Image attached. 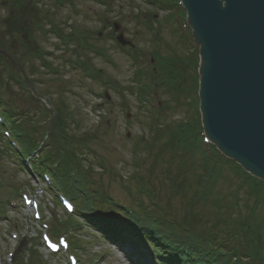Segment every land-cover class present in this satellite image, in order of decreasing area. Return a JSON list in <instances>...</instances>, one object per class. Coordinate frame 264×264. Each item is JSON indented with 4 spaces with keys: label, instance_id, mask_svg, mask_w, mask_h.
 I'll return each mask as SVG.
<instances>
[{
    "label": "rangeland",
    "instance_id": "1",
    "mask_svg": "<svg viewBox=\"0 0 264 264\" xmlns=\"http://www.w3.org/2000/svg\"><path fill=\"white\" fill-rule=\"evenodd\" d=\"M165 1L173 2L164 6L163 0H0V51L9 59L7 64L0 56V101L4 99L9 105V100L15 112L10 116L18 124L30 123L32 131L38 128L35 142L43 141L47 146L53 142L49 132L55 126L63 132L57 108L65 102L68 109L63 116L72 123L69 130L64 129V135L70 136L71 142L77 140L82 153L77 156L73 149L61 148L60 154L65 160V153L81 160L80 168H69L78 170L76 177L94 181V186L109 192L118 202L136 207L139 198L149 201L133 178L134 174L142 175L148 189L153 190V198L158 199L152 206L155 213L162 217L166 213L180 237H185L182 232L188 230L211 236L216 243L240 242L248 254L245 232L237 230L238 234L232 236V228L237 229L238 223L243 225L253 209L259 211L264 206V184L259 188V183L238 175L232 164L210 158L211 149L206 151L203 144L188 147L197 142L195 137L202 138L198 91L193 89L198 87L195 73L199 52L178 11V0ZM57 33L69 36L71 42L66 44L64 36ZM118 34L144 50L141 67L118 48L114 39ZM152 52L156 61L150 64ZM164 56L171 59L172 66L166 64ZM176 67L186 69L185 76L194 75L182 84L190 93L178 95L167 90L166 85H171L174 77L171 70L176 72ZM139 70L144 73H137ZM154 70L156 77L147 78ZM99 71L103 75L98 78ZM15 76L32 86L35 98H40L36 91L48 97L55 111L45 108L44 104L51 106L48 101L31 99ZM155 78L159 87H152L146 99L147 91L142 86L145 80ZM156 109H162V123L153 127ZM190 123L197 125L191 136L187 129L189 139L184 149L182 139ZM61 125L64 127V123ZM9 146L8 139L0 143V200L6 202L5 214L0 218V264H68L64 255L50 254L42 243L43 223L63 227L62 223H68L64 211L49 193V184L21 169V159L16 155L13 158ZM194 148L198 152H192V156ZM203 174L204 185L202 182L198 186ZM18 190L40 198L42 220L34 219L22 195H16ZM198 196L207 199L199 201ZM255 227L260 231L258 221ZM68 229L71 242L77 239L80 246L78 251L72 250L79 264H131L119 248L92 229ZM249 235L258 245L255 252L263 257L264 233L262 239L251 232ZM165 238L172 241L169 236ZM142 245L147 247L142 243L139 248ZM11 255H16L15 260ZM249 257L243 256L242 262L251 263ZM145 258L147 264H157L150 256ZM256 260L255 264H261Z\"/></svg>",
    "mask_w": 264,
    "mask_h": 264
},
{
    "label": "water",
    "instance_id": "2",
    "mask_svg": "<svg viewBox=\"0 0 264 264\" xmlns=\"http://www.w3.org/2000/svg\"><path fill=\"white\" fill-rule=\"evenodd\" d=\"M199 48L200 111L212 142L264 180V0H182Z\"/></svg>",
    "mask_w": 264,
    "mask_h": 264
},
{
    "label": "trees",
    "instance_id": "3",
    "mask_svg": "<svg viewBox=\"0 0 264 264\" xmlns=\"http://www.w3.org/2000/svg\"><path fill=\"white\" fill-rule=\"evenodd\" d=\"M182 11L183 10H181V12ZM182 14L185 15V12H182ZM151 19H152V17H151ZM0 56L4 57L3 54H1V53H0ZM4 59H5L6 63L9 64L6 60V57H4ZM197 60H199V59H197ZM137 73H139V72H137ZM193 77H194V75H191V73H189L187 75V78H186V76H182L178 79L176 77H173V79L177 80L179 85H181V88L180 89L179 88L174 89L173 87L168 86L167 90L170 91L171 93H177L178 95L180 94V92L190 93V91L187 88H183L182 84L186 80L190 81V79H193ZM147 85L148 84L145 80V83L143 84L142 89L146 88ZM194 86H197L196 81L194 83ZM60 103H61L60 104L61 106L57 108V112L60 115V119L58 121V124H60V126L63 127V125H61V123L62 124L64 123V127L63 128L61 127V129H63V132L56 129V126L51 130V133L49 132V134H50L49 136L51 137L53 142L50 145V147L47 151V155H46L47 156L46 162L48 164H49V162L47 160H49L50 162L53 161L56 158V156L60 154L61 148L68 149V150L73 149V151L76 155L77 154L80 155L82 153V151H81L82 148H80L81 144L75 139L71 142L70 136H68L67 134L64 135V129L69 130L70 124L72 122L68 118H65L63 116V111L68 109L66 103L65 102L63 103L62 101ZM68 115L71 117L70 113ZM29 125H30V123L27 125L22 124V123L18 124V126L23 130L22 142L25 146V149L28 150V152H30L31 150H34L39 145V144L35 145V143H36L35 142V138H36L35 134H37V131L39 132V129L35 128L36 132L32 131L30 128H28ZM162 135L165 137V134H161V136ZM63 139H65V140H63ZM69 140H70V144H69ZM175 141H178V139H176ZM140 143L144 147L148 146L147 142L141 141ZM155 144L156 143H154V145ZM176 144L178 145V143H176ZM33 145H35V146H33ZM181 145L185 149V146L183 144H181ZM190 152H191L192 156H194L192 152L197 153L198 151H197V149L194 148V150H192ZM64 153H65V151H64ZM65 154H66V160L64 159L62 162V170L66 173V175H68L67 173L69 172V168H71V166L78 168L79 162H81V160L79 158H74L72 156L70 157L67 155V153H65ZM46 162L44 161V163H46ZM230 164H232L235 167V170L237 171L238 175H243L244 177L249 179V181L253 180L255 183H259V185H257L259 188H261L263 186L264 183L262 181L252 179L251 177L246 175L243 172V170L239 166H236V164H234L233 162H231ZM209 174H211V173H209ZM205 176H206L205 174H203L201 176V179L199 181L198 186H200V184L202 182L204 185ZM84 181H86V183L84 182L85 184L84 183H83V185L79 184L82 187L80 189H84L81 192L86 193L85 190H87L91 195H88V196L85 195L84 196L80 193H77V195H80V198L82 200V207L79 209L78 217L83 221V223L82 222L80 223V221H75L73 223V226L77 227V230L82 229L85 223H88L87 224L88 227L94 226V224L92 223V219H94V217H96L95 214L100 213V214H102V217L106 218V223L109 227H113L117 224H123V226H122L123 230L133 232V233L134 232L139 233L140 237L144 238L145 240H148L149 238H152L155 236L151 232L152 231L156 232V230H158V229H156L154 227V225L151 224L152 220L149 218V216L154 215V213H151L152 215H149V213H147L148 212L147 206H149V205H146L143 201H139V202L136 201V203H137L136 207H138V208H136L134 206H123V210H121L122 204L120 202L116 201L110 195L109 192H102V188L94 186V184L96 185V182H94V181L87 182L86 179ZM93 190H95V191H93ZM263 192L261 194L262 196L264 195ZM201 193L204 194L203 191ZM202 198L203 197L198 196L199 201L207 199V198H204V199H202ZM209 203H210V201H209ZM90 204L92 206L94 205L98 208V209L93 210V211H96L95 213L91 212V210L89 208ZM257 205H258V203H257ZM262 208H263V210H262ZM262 208H260L259 211H256L255 209H253L250 218L247 219V221L244 222L243 225L241 223H238L237 229L235 227L232 228L233 230H235L232 232V234H231L232 236L237 235L238 231H240V230H243V232H245V237H247L246 238V249L249 250L248 254H246L245 251L242 249V247L240 246V244H241L240 242H236V243H238L237 245H236L235 241H234V243L232 242L231 244H229L230 242H226L224 240H219L216 243V240L213 239L211 236L208 238L202 233H194V232L192 234H191V232L185 233L184 238L179 237L178 234L176 233V234H174L175 237L173 239H176L177 243H178V240L183 241L189 247H191L194 252H197V254L200 256V263H203V262L207 263V261L216 260V261H219L221 264H229L232 262H233V264H255V260L257 258H259L256 261H260L261 264H264V254H263V257H260V255L255 252V250H257V248H258V245L254 243L255 240L253 239V237L251 238L249 235V232H251L254 237H256V235H259L257 237V239H262L261 237L264 233V206L263 205H262ZM155 209L156 208L153 209L154 210L153 212H156ZM147 215H149V216H147ZM257 221L259 224L260 231H257V229L255 227ZM173 224H174V222H172V226H170V230L175 229V231H177L176 227ZM164 227H166L165 224H164ZM163 229L167 230L166 228H163ZM252 229H254V230H252ZM261 229L263 230V232ZM76 241H77V239H75L74 248L78 249V247H80V246H78V242H76ZM174 243H176V242H174ZM230 245H232V246L230 247ZM158 246H161V245H158ZM171 253H173V251ZM245 255H247V257L250 256L249 258H251V263H243L242 262L243 256L245 257ZM261 260H262V262H261ZM36 264H39V263H36Z\"/></svg>",
    "mask_w": 264,
    "mask_h": 264
}]
</instances>
